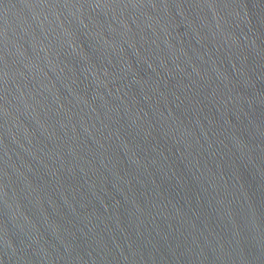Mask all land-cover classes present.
I'll list each match as a JSON object with an SVG mask.
<instances>
[{"label": "water", "instance_id": "95a60500", "mask_svg": "<svg viewBox=\"0 0 264 264\" xmlns=\"http://www.w3.org/2000/svg\"><path fill=\"white\" fill-rule=\"evenodd\" d=\"M0 264H264V0H0Z\"/></svg>", "mask_w": 264, "mask_h": 264}]
</instances>
